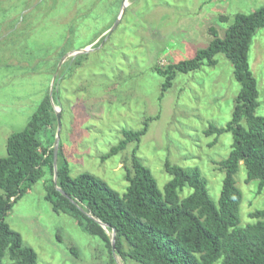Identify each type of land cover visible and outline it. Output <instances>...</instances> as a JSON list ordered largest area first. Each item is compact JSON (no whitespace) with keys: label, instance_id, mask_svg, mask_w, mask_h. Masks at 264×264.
Wrapping results in <instances>:
<instances>
[{"label":"rangeland","instance_id":"374dc122","mask_svg":"<svg viewBox=\"0 0 264 264\" xmlns=\"http://www.w3.org/2000/svg\"><path fill=\"white\" fill-rule=\"evenodd\" d=\"M84 1L65 0L61 11L48 13V0H0V158L7 154V138L24 129L55 77L53 89L59 100L52 103L60 115L59 142L72 177L91 173L123 195L135 152L160 191L171 179L166 161L188 170L198 168L209 197L217 204L224 178L219 163L229 155L233 139L229 132L216 137L206 131L210 125L225 128L231 120L240 90L233 67L217 54L214 67L177 75L163 96V78L152 68L192 58L212 40L210 30L222 37L236 14L256 11L264 7V0H126L117 27L96 41L94 32L76 19ZM98 1L103 7L113 0ZM101 7L95 11L108 21L111 14ZM120 8L121 3L117 15ZM72 22L78 26L76 49L59 58ZM91 37L95 42L86 43ZM84 43L88 53H73L62 61ZM83 55L82 64L71 69ZM249 67L259 93L255 113L264 116V28L253 37ZM147 121L148 131L138 144L103 159L122 139L123 130H140ZM246 178L241 163L235 175L242 193L240 227L264 222L251 217L264 210V190ZM49 180L45 169L44 177L14 203L5 218L24 245L35 251L37 264H138L123 262L117 254L112 261L100 239L85 233L70 214L55 213L45 200ZM191 192L185 187L178 195L182 199Z\"/></svg>","mask_w":264,"mask_h":264},{"label":"trees","instance_id":"16d2710c","mask_svg":"<svg viewBox=\"0 0 264 264\" xmlns=\"http://www.w3.org/2000/svg\"><path fill=\"white\" fill-rule=\"evenodd\" d=\"M48 1H51L48 13L61 11L65 2ZM120 3L121 0H113L101 7L104 3L98 0H85L78 6L76 19H81V26L94 32L96 41L101 34H108L117 19L116 9ZM99 5L111 14L108 21L95 11ZM101 23L105 24L102 29ZM263 28L264 7L248 14L238 13L222 37L210 30L212 40L192 58L152 68L163 78V96L177 75L203 66L214 67L217 54L224 55L233 67V77L240 90L231 120L225 128L210 125L206 131V135L216 137L229 132L233 139L229 155L219 163L224 178L217 204L209 197L207 182L198 168L188 170L166 161L164 168L171 179L160 191L152 172L135 152L131 155L132 171H127L128 187L123 195L91 173L72 177L61 142L55 185L53 154L58 124L48 87L24 129L7 138V154L0 158V264H37L35 251L24 245L21 235L9 227L5 218L14 203L44 177L45 169L50 172V180L45 182V200L52 210L57 214H70L85 233L100 239L112 261L117 254L123 262L129 260L138 264H264V222L240 227L242 193L235 182L242 163L247 173L246 181L255 180L258 190H264V116L255 113L259 93L249 67L253 37ZM77 33L78 26L72 22L59 58L68 50L76 49ZM94 40L91 37L86 43L92 44ZM87 45L82 44L81 50ZM85 59V55L79 56L70 68L79 67ZM58 97L54 87V104H58ZM148 126L149 121L140 130H123L122 139L103 159L117 155L131 143L138 144ZM185 187L192 192L181 199L178 193ZM251 217L264 218V210ZM98 221L106 225L109 234ZM112 231L115 233L114 252Z\"/></svg>","mask_w":264,"mask_h":264},{"label":"water","instance_id":"95a60500","mask_svg":"<svg viewBox=\"0 0 264 264\" xmlns=\"http://www.w3.org/2000/svg\"><path fill=\"white\" fill-rule=\"evenodd\" d=\"M125 9H126V0H121V8H120V12L117 16V19L115 20L114 24L112 25V27L109 29L108 31V35H110L114 29L117 27L118 23H119V20L122 18L124 12H125ZM106 36V37H107ZM106 39V38H105ZM90 51V49H82V50H78V51H74V52H71L69 54H66L63 58H62V61L63 59H65L67 56L71 55V54H82V53H88ZM60 66V64H59ZM58 66V67H59ZM58 69V68H57ZM54 81H55V77H53L52 79V84L50 85V89H49V97H50V100L52 102V91H53V84H54ZM55 113H56V116H57V124H58V128H57V132H56V136H55V142H54V154H53V172H54V183L56 185V179H57V153H58V147H59V139H60V115L59 113L56 111L55 109ZM57 190L62 193L63 195H65L59 188H57ZM98 223L107 231V227L106 225L102 224L101 222L98 221ZM111 244H112V251L114 252L115 250V233L114 231H112L111 233Z\"/></svg>","mask_w":264,"mask_h":264}]
</instances>
